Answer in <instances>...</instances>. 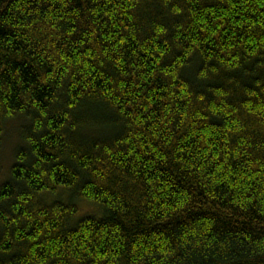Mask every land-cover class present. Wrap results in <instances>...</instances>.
Here are the masks:
<instances>
[{
  "label": "trees",
  "instance_id": "1",
  "mask_svg": "<svg viewBox=\"0 0 264 264\" xmlns=\"http://www.w3.org/2000/svg\"><path fill=\"white\" fill-rule=\"evenodd\" d=\"M15 122L0 264H264V0H0Z\"/></svg>",
  "mask_w": 264,
  "mask_h": 264
},
{
  "label": "rangeland",
  "instance_id": "2",
  "mask_svg": "<svg viewBox=\"0 0 264 264\" xmlns=\"http://www.w3.org/2000/svg\"><path fill=\"white\" fill-rule=\"evenodd\" d=\"M16 124L17 122L11 123V125L7 127L8 131L5 133L4 140L0 145V177L2 176L0 181L4 180L13 162L12 154L14 147L18 144Z\"/></svg>",
  "mask_w": 264,
  "mask_h": 264
}]
</instances>
